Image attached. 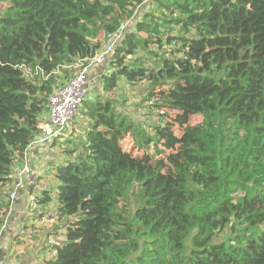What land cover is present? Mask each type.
<instances>
[{
  "label": "trees",
  "instance_id": "16d2710c",
  "mask_svg": "<svg viewBox=\"0 0 264 264\" xmlns=\"http://www.w3.org/2000/svg\"><path fill=\"white\" fill-rule=\"evenodd\" d=\"M122 26L22 229L62 238L45 264H264V0H0V233L49 97Z\"/></svg>",
  "mask_w": 264,
  "mask_h": 264
},
{
  "label": "crops",
  "instance_id": "0c3cea01",
  "mask_svg": "<svg viewBox=\"0 0 264 264\" xmlns=\"http://www.w3.org/2000/svg\"><path fill=\"white\" fill-rule=\"evenodd\" d=\"M100 70L101 69L97 67L92 68L88 79L89 87L90 85H95L99 79H101L99 75ZM68 134L69 133L67 132L64 134L65 139H67ZM72 134L75 135V129L70 133V135ZM53 141H50L51 143L43 146L35 145L31 147L26 153L24 160L20 163H16L13 183L5 190L8 193L13 192L16 184L19 182L22 185L24 184V186H21V188L16 191L17 197L11 205L9 215L10 217L12 216L10 219L12 221L11 226L6 227L0 233V264H4L5 259L9 255L10 242L13 239H17V236L14 235V233H11V229H13L15 233L19 230L22 231V226L25 222L30 225L32 216H39L42 214V209L40 208L38 212H35V209H32L30 202L31 200L34 201L41 194V191L47 187L44 180L49 173L48 167L49 163L52 162V159L57 158L60 159V161L63 160L61 150L57 146L62 141L57 139L55 142L56 144L53 143ZM53 179L54 178L51 176V181H55ZM36 206L38 205L36 204ZM22 219L25 220L22 222ZM23 232H25V230L21 233ZM29 258L32 260L31 256H29Z\"/></svg>",
  "mask_w": 264,
  "mask_h": 264
},
{
  "label": "built area",
  "instance_id": "2783aa9c",
  "mask_svg": "<svg viewBox=\"0 0 264 264\" xmlns=\"http://www.w3.org/2000/svg\"><path fill=\"white\" fill-rule=\"evenodd\" d=\"M126 31V26H122L118 32L107 35L104 48L94 58L79 61L77 64L78 72L49 97L47 116L39 123L40 134L35 137L31 147L43 146L54 139H62L61 135L70 128L88 95V79L92 68L103 65L109 60ZM26 72L30 74L31 78L39 74L45 76L44 71L40 68H36L34 74L29 71ZM21 186L24 184L17 183L14 191L11 192L9 199L12 203L17 197L16 191Z\"/></svg>",
  "mask_w": 264,
  "mask_h": 264
},
{
  "label": "rangeland",
  "instance_id": "374dc122",
  "mask_svg": "<svg viewBox=\"0 0 264 264\" xmlns=\"http://www.w3.org/2000/svg\"><path fill=\"white\" fill-rule=\"evenodd\" d=\"M143 12H144L143 7H139L138 13L136 14V16L138 14L141 15ZM65 69H67V67H65ZM139 90L140 89H136V91L135 90L130 91L129 95L124 94V96L120 100L121 101L120 104H122L123 111H125L126 113L131 115V117L136 122H139V123L140 122L144 123L146 121L145 119H147L148 117L150 118V123L158 122V117L156 116V114H154V115L148 114V113H150L149 112L150 110L147 109L149 104L145 103L146 99L144 101H142V99L146 96L147 93L144 90H142V92H140L137 96V92H139ZM94 91L95 90H92L91 94ZM86 98H88V95ZM145 98H147V96ZM173 117L174 116H172V115H170L168 117H164L163 123L165 124L164 121H166V122L172 124ZM200 121H201V118L199 116H196L193 118L191 123L196 124V123H200ZM74 127L75 126L72 122L70 125V128H68L66 130V132L69 133L68 136L73 131ZM75 131L77 134V131H81V129L77 128V130H75ZM174 132L180 133V130H177L176 128H174ZM75 135L72 134L71 136L73 137ZM133 144H134V139L131 138L130 136H128L127 139L124 140L123 147L127 151H130L129 149H132L134 154L141 153V150L138 149L137 146H136V148H133ZM59 162H60V159H57V158L52 159V163L56 164ZM46 177L47 178L49 177V179L51 180L50 173H48ZM54 206H55V203H52L50 206H48V213H50L51 209ZM40 208H41V206L32 205V209H35L34 210L35 212H38V210H40ZM37 217H38V215H37ZM37 223H39V227L41 228V233L35 234L34 232H32V230H31L32 227L30 226L29 230L23 232V234L21 236H19L17 239H13L10 242L9 255L5 259L4 264H45L47 261H51V259L53 258V256L55 255V252H56L54 249V245L57 242L58 243L63 242V240L60 237L48 236L47 232L50 230L48 223H46L45 230L43 229L44 222L38 221ZM32 224H33V222L30 223V225H32ZM22 227H24V226H22ZM21 232L22 231H19L16 234H19ZM12 238H14V237H12ZM29 256H31L32 260L29 258ZM33 258H34V260H33Z\"/></svg>",
  "mask_w": 264,
  "mask_h": 264
},
{
  "label": "water",
  "instance_id": "95a60500",
  "mask_svg": "<svg viewBox=\"0 0 264 264\" xmlns=\"http://www.w3.org/2000/svg\"><path fill=\"white\" fill-rule=\"evenodd\" d=\"M104 65V64H103ZM103 65H99V66H96L97 68H99V69H101V67L103 66ZM14 202V201H13ZM25 219H22V222L24 221ZM9 223V218L7 219V221H6V225H5V227H4V229L7 227V225H8V223ZM20 231V230H19ZM18 231V232H19ZM18 232H16V233H18Z\"/></svg>",
  "mask_w": 264,
  "mask_h": 264
},
{
  "label": "bare ground",
  "instance_id": "6f19581e",
  "mask_svg": "<svg viewBox=\"0 0 264 264\" xmlns=\"http://www.w3.org/2000/svg\"><path fill=\"white\" fill-rule=\"evenodd\" d=\"M78 72V68H77V71H76V73Z\"/></svg>",
  "mask_w": 264,
  "mask_h": 264
}]
</instances>
